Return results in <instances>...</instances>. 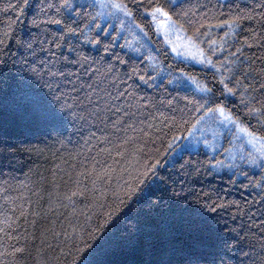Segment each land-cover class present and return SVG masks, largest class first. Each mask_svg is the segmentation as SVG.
Masks as SVG:
<instances>
[{"label": "trees", "instance_id": "obj_1", "mask_svg": "<svg viewBox=\"0 0 264 264\" xmlns=\"http://www.w3.org/2000/svg\"><path fill=\"white\" fill-rule=\"evenodd\" d=\"M69 2L72 9L61 7L63 0H0V264H73L81 232L102 222L110 207H123L126 188L136 185L149 156L161 159L160 175L175 184H153L141 202L124 207L104 234L100 264L189 258L207 264L210 250L216 264H262L264 166L223 165L231 149L227 134L214 153L179 149L202 115L194 100L224 103L264 136V0H160L212 67L173 53L150 16L137 13L145 40L136 42L119 21L97 16L99 0ZM82 56L96 61L87 74L68 63ZM39 64L79 76L77 118L56 127L27 107L24 91L47 92L30 72ZM109 65L114 70L106 73ZM133 68L138 76L129 80ZM221 79L235 96H221ZM205 87L212 92L199 91ZM126 90L146 99L121 96ZM182 187L218 191L229 204L220 213L227 225L201 224L192 211L198 205L184 202Z\"/></svg>", "mask_w": 264, "mask_h": 264}, {"label": "snow or ice", "instance_id": "obj_2", "mask_svg": "<svg viewBox=\"0 0 264 264\" xmlns=\"http://www.w3.org/2000/svg\"><path fill=\"white\" fill-rule=\"evenodd\" d=\"M91 6L92 5H88V7ZM61 7L64 9H72L73 5L69 0H63ZM78 7L83 8L85 5H78ZM98 7L100 9L97 13L98 17L103 18L105 23H108L110 20L119 21L121 29L125 28L127 24H131L143 30L142 25L136 24L137 13H139L142 18L150 16V23L156 25L157 32L163 29L165 33H167L175 31L179 27L177 21L172 19V14L160 0H147L146 3L145 0H127V2L126 0H99ZM57 11H59V8ZM94 21L95 18H93V22ZM52 23L63 24V21L53 20ZM96 27L100 28V31H104L99 24H96ZM109 27L115 28V25L109 23ZM69 32L74 33L75 30L70 28ZM90 42L95 44L100 43L99 40ZM29 47H31V45H29ZM57 47H59V45H57ZM105 50H107V48ZM65 60H67V58H65ZM2 63L3 61H0V64ZM68 63L73 65L79 64L81 69L87 74L90 70V64L96 63V61H90L89 57L82 56L77 60L68 61ZM121 63L126 62L121 61ZM208 63H211V60H208ZM85 65H88V67H85ZM55 67V65L49 66L44 64L31 67L30 72L32 76L43 83L47 92L38 93L34 91H24L22 97L27 107L40 122L58 127L68 119H75L80 115L78 109L81 107L83 101L78 94L79 90L75 87L76 80H79V76L76 77V80H72L71 77L76 75L75 73L61 71L59 68L53 71ZM113 70L112 66L109 65L106 68V73H111ZM92 71L94 73H99V69ZM106 73H99V75L103 77ZM136 76H138V72L133 68L131 74L128 75V79L131 80ZM138 78L147 83L144 76H139ZM220 82L223 84L225 90L221 93V96L236 95V90L228 88L223 79H221ZM261 88H264V85H261ZM199 91L209 94L212 92V90L207 87L201 88ZM120 95H127L133 100L146 99L145 97H136L134 93L127 92V90L120 93ZM191 103L195 107V111L197 113H202V115H200L196 122L191 125V128L188 129L189 137H194L195 132L200 130L198 125L209 121L216 123L219 127L227 131H231L234 127L238 133H243L245 135L247 138L246 143L256 147L255 153L249 152L246 155H241L240 160L251 165L264 166V136H257L246 126H243L240 120L235 118L231 111L226 108L224 103H217L215 100L209 99H205L203 103L195 100ZM241 103H245V101L242 100ZM139 106L143 107V105ZM249 111L258 112L259 109L249 108ZM125 115H128V113H125ZM185 123L187 124L188 122L185 121ZM177 139V137H173V144ZM204 143L207 144V141H204ZM173 144H169V149H173ZM148 159L150 162L144 165V170L137 177L136 185L126 188L124 193L126 199L120 201V205L123 207H110L109 210L104 213L102 222L97 223L94 228L81 232L74 246L75 256L73 264H100V261L97 259L99 250L108 246V242L104 239V234L109 225L112 224L113 221L119 219L120 214L124 211V207H127L129 202H141L142 198L147 195L153 184L166 183L168 181L175 184V179L172 176L169 175L165 177L160 175V170L163 168L161 159L154 156H149ZM217 163L219 164L221 162L218 161ZM173 167H175L174 164ZM242 174L245 176L247 175V173ZM181 184L183 185V181H181ZM182 191L185 194L183 197L185 203L191 202L198 205V208L192 211L201 224L211 228L213 224H220L223 221L224 226L227 225V221L223 219L220 213L225 212L229 204L221 202L222 198L218 191L215 189L210 191L201 189L197 191L193 187H182ZM172 194L174 196L178 195L175 191H173ZM208 256L209 259L207 260V264H216L214 254L211 250ZM181 264H200V261L199 259L193 260L189 258L185 261H181ZM262 264H264V261H262Z\"/></svg>", "mask_w": 264, "mask_h": 264}, {"label": "rangeland", "instance_id": "obj_3", "mask_svg": "<svg viewBox=\"0 0 264 264\" xmlns=\"http://www.w3.org/2000/svg\"><path fill=\"white\" fill-rule=\"evenodd\" d=\"M123 31L127 32L126 34H129L130 37L136 42L145 40L144 32L140 27L127 24ZM159 33L164 37L172 52L177 56L182 57L186 61L197 66L212 67V64L208 63V60L210 59L205 55V53L198 47L196 43H194L188 37L187 39L180 30L176 29L175 31L165 33V31L161 29ZM198 127L200 130L195 132L194 137H189V135L187 136L182 147L179 149V152L187 149L195 150L204 148L214 153L218 151L223 144V138H221L223 134L230 136L229 140L231 149L228 150L227 156L222 162V164L226 167L233 168L236 165L245 164L244 161L240 160V156L246 155L249 152L255 153L256 151V147L252 144L246 143L247 138L245 135L243 133H238L234 127L231 131H227L211 121L202 123L198 125ZM204 141H207V144H205ZM254 166L259 167L257 165Z\"/></svg>", "mask_w": 264, "mask_h": 264}]
</instances>
